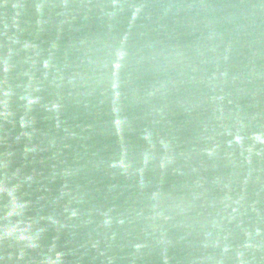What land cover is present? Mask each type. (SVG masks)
<instances>
[{"label":"water","instance_id":"obj_1","mask_svg":"<svg viewBox=\"0 0 264 264\" xmlns=\"http://www.w3.org/2000/svg\"><path fill=\"white\" fill-rule=\"evenodd\" d=\"M0 264H264V0H0Z\"/></svg>","mask_w":264,"mask_h":264}]
</instances>
